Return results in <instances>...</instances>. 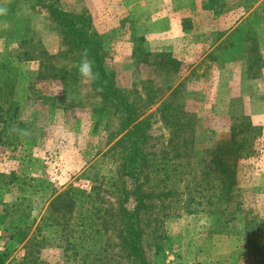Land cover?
Returning a JSON list of instances; mask_svg holds the SVG:
<instances>
[{
    "label": "rangeland",
    "instance_id": "rangeland-1",
    "mask_svg": "<svg viewBox=\"0 0 264 264\" xmlns=\"http://www.w3.org/2000/svg\"><path fill=\"white\" fill-rule=\"evenodd\" d=\"M60 1L88 20L118 87L141 100L144 153L170 173L168 187L184 192L190 176L177 174L187 161L202 180L206 150L228 139L232 128L238 141L247 142L249 156L237 162L235 206L224 216L217 213L223 207L207 203L209 193L196 199L201 205H189L185 195L165 218L157 249L149 233L144 237L148 263L264 264V75L256 54L240 76L246 63L207 58L215 39L205 38L208 24L225 19L204 12L219 8V0ZM251 1L259 2L247 0L243 8ZM260 6L250 22H262ZM0 9V63L14 68L12 96L6 97L19 109L11 119L13 107L0 100V108L9 110L0 114V253L8 251L12 262L27 257L28 264H130L119 246L115 215L119 162L108 153L117 120L99 116L100 99L79 77L76 55L47 9L37 0H0ZM180 15L195 27L185 31V43L162 46L178 52L179 60L171 62L170 51H159L155 42L178 38ZM173 164L180 166L169 172ZM70 188L75 205L57 224L62 208L50 212V205ZM14 230L25 235L21 243L10 238ZM28 239L33 245L26 256Z\"/></svg>",
    "mask_w": 264,
    "mask_h": 264
},
{
    "label": "trees",
    "instance_id": "trees-1",
    "mask_svg": "<svg viewBox=\"0 0 264 264\" xmlns=\"http://www.w3.org/2000/svg\"><path fill=\"white\" fill-rule=\"evenodd\" d=\"M37 1L47 9L52 20L60 27L63 41L76 55L74 61L79 62L81 49L90 48L95 59L96 69L100 71L106 81V89L102 94L94 91L95 85H91V88L100 99L101 105L97 112L101 119H106V122L117 120L118 130L110 132L108 143L114 144L108 153L115 154L114 159L119 162V179L113 185L116 195L115 215L119 227V246L130 264H149L143 248L144 237L149 233L153 238L154 247L157 249L156 245L164 237L165 218L169 216L170 209L185 195L189 205L192 203L201 205V202L196 199L206 197L205 192H207L209 193L206 198L207 203H210L212 207H223L217 213L227 215L229 208L235 206V199L238 197L237 162L249 156L247 142L238 141L232 128L228 139L219 142L214 148L206 150L204 160L200 164L203 171L200 173L202 180H197V169H194L192 164L187 161L183 166L186 165L189 169L186 171V168L177 174V177L190 176L184 192L168 187L167 183L172 178L169 176L170 173L165 170L162 172L163 168H156V165L150 162L144 153V143L148 136L145 132L147 121L143 118L144 110L139 103L141 100L131 98L127 92L118 87L114 73L110 72L106 66L102 47L98 38L91 32L88 20L77 16L72 11L65 10L60 0ZM262 11L261 21L264 23V2ZM13 69L6 63H0V100L4 99V104L10 103L9 110H11V106L13 107L11 119L17 118L19 114L15 102L6 97L12 96L13 83L10 80ZM10 83L11 89L8 92ZM8 109L6 111L0 108V114L6 111L8 115ZM2 122L6 124V119ZM102 122L98 119L96 124L99 125ZM176 157L181 158L180 156ZM173 165L175 168L169 172H175L181 162L180 165ZM73 197V191L70 188L52 201L50 205L52 211L50 212L57 210L59 205L62 208V216L56 220L57 224L60 223V220L65 221L66 215L68 216V213L72 212L75 205ZM10 238L21 243L25 235L14 230L10 234ZM32 245L31 239H28L23 245L26 256ZM8 257V251L0 253V264L29 263L27 257L16 262L7 261Z\"/></svg>",
    "mask_w": 264,
    "mask_h": 264
},
{
    "label": "crops",
    "instance_id": "crops-1",
    "mask_svg": "<svg viewBox=\"0 0 264 264\" xmlns=\"http://www.w3.org/2000/svg\"><path fill=\"white\" fill-rule=\"evenodd\" d=\"M244 2H246L247 4V0H239V1H236L234 4H228L226 0H219V3L221 4L219 8L217 7L215 8L213 6L208 7V9L206 10L207 12L205 11V8H204V11H205L204 13H207L208 15L212 14V16H215L214 18L217 17L216 16L217 14L219 16H222L221 19L222 18L225 19L224 20L225 24L223 23V24L218 25V24L212 23V25L210 26L208 24V34H205V38H208L209 40L210 35L214 34L215 39H214V43L212 42L210 43L209 45L210 47L206 55H207V58H210L213 63H223V62L226 63L227 62V63L233 64L231 62H234V61H235L234 63H236L237 61L246 63L244 67L241 66L238 69L239 76H240L242 75V73H246L248 70L247 64L249 62L250 55L252 54L254 56V54H256L255 56H257L258 62L260 64V67L258 65V69L260 70V74H262L260 76H263L264 75V23L258 22V21L250 22V16H253L258 13V10H259L258 7L260 4H261L260 7L263 6L264 0H259V2L257 3L254 2V4L251 1L250 3L253 5L252 6L249 5L250 8L249 7L243 8L242 4H245ZM200 8L199 10H201ZM261 13L263 14V11H261ZM180 16L181 17H177L176 27H175V31H176L175 36L176 38L177 37L178 38L177 39L172 38L167 41L162 39L161 44H159V42H155V47L160 48L159 51H170L169 48H168L169 50H164L163 47L166 46V43L168 45L169 44L172 45L173 43L179 45L181 43L180 41L184 43L186 42L184 41L186 40V38H184L186 36L184 34L185 31L187 30L189 31L190 26L194 28L195 25L194 23H193L194 26L192 25V23L190 26L185 25V22L181 20L183 19V15H180ZM229 21L231 23L227 24V22ZM222 32H223V35L218 37L219 34H221ZM172 37H174V34L172 35ZM260 37H262V39H260ZM188 45L190 46V44ZM170 53H172V56L170 55ZM170 53L167 54L168 58L171 57L170 61L176 62L175 59H178V58L175 57V53H178V52L173 50V52L170 51ZM214 69L216 72H218L216 67ZM258 76L259 75H257V77Z\"/></svg>",
    "mask_w": 264,
    "mask_h": 264
},
{
    "label": "clouds",
    "instance_id": "clouds-1",
    "mask_svg": "<svg viewBox=\"0 0 264 264\" xmlns=\"http://www.w3.org/2000/svg\"><path fill=\"white\" fill-rule=\"evenodd\" d=\"M4 11L5 9H0V13ZM79 55L80 60L75 64L79 77L89 85H95L94 91L102 94L106 89V81L103 79L100 71L96 69L95 59L91 54L90 48L84 47L81 49ZM11 130L26 134L23 130H18L15 127Z\"/></svg>",
    "mask_w": 264,
    "mask_h": 264
}]
</instances>
